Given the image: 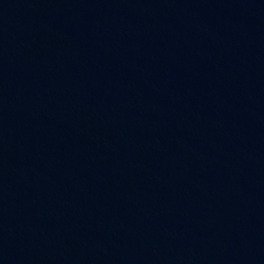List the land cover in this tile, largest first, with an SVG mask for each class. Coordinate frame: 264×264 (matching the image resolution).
Returning a JSON list of instances; mask_svg holds the SVG:
<instances>
[{"label": "water", "instance_id": "95a60500", "mask_svg": "<svg viewBox=\"0 0 264 264\" xmlns=\"http://www.w3.org/2000/svg\"><path fill=\"white\" fill-rule=\"evenodd\" d=\"M0 264H264V0H0Z\"/></svg>", "mask_w": 264, "mask_h": 264}]
</instances>
